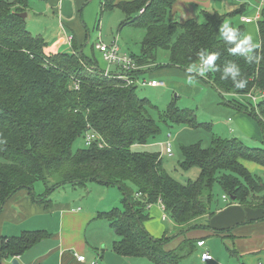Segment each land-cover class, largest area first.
Segmentation results:
<instances>
[{
  "label": "trees",
  "instance_id": "1",
  "mask_svg": "<svg viewBox=\"0 0 264 264\" xmlns=\"http://www.w3.org/2000/svg\"><path fill=\"white\" fill-rule=\"evenodd\" d=\"M19 1L0 2V211L19 190L34 191L40 182L49 194L88 180L118 185L125 195V208L104 213L119 237L115 250L121 255L147 256L156 264H181L188 254L165 250L170 236L155 239L146 230L149 207L161 200L175 232L204 227V220L213 212L215 184L241 202L255 190L257 184L240 159L264 165V147H250L237 137H214L208 149L184 147L182 168L197 166L200 174L195 180L179 182L163 167L160 153L134 150L136 145L151 144L160 133L148 110L149 99L139 93L140 85L106 76L105 70L96 68V59L77 50L47 52L45 39L34 36L19 16L23 9L14 7ZM176 2L104 0V8H120L126 15L122 25L146 31L140 54H131L137 64L156 63L159 69L174 67L187 72L203 49L218 57L215 63L220 70L206 73L205 79L221 94L252 99L250 93L264 92V8L258 20L260 48L256 50L262 58L255 63L253 57L249 64L244 59L248 54H230L229 45L220 37L224 14L203 10L201 20H173ZM243 13L241 9L232 14ZM236 29L244 35L243 24ZM161 49L169 53L166 65L158 62ZM228 62L240 67V78L248 82L246 88L236 89L231 77L220 78ZM143 74L138 70L132 76L136 79ZM75 81H79L78 89ZM235 107L252 115L264 131V97L251 107L241 102ZM164 116L174 124L197 125L188 108L171 105ZM90 130L99 133L105 145L95 140L75 152V141L82 136L86 139ZM30 239L13 238L6 245L19 252ZM193 243L184 240L182 249Z\"/></svg>",
  "mask_w": 264,
  "mask_h": 264
},
{
  "label": "crops",
  "instance_id": "2",
  "mask_svg": "<svg viewBox=\"0 0 264 264\" xmlns=\"http://www.w3.org/2000/svg\"><path fill=\"white\" fill-rule=\"evenodd\" d=\"M15 1L12 0L11 2L14 3ZM91 1L20 0L15 3L14 7H20L23 12L27 13L26 22L29 18H44L50 24L55 25V20H58V27L61 30L60 41H66L65 31L61 24L62 20L67 30L73 33L74 46L79 51L78 46L81 44V39L77 40V36L82 38L80 32L76 34L68 24L75 23L79 27L80 13L84 12ZM121 1L130 0H115V3ZM203 1L207 2L208 0H177L173 7L172 18H180V21L196 19L192 3H202ZM101 6L102 10H106L104 3ZM257 9L258 7L250 16H254ZM244 16L247 15L242 14L240 16L241 22H244L242 20ZM81 18L83 23L86 22L83 14ZM99 25L100 21H98L97 27ZM26 27L29 28L27 23ZM31 30L29 31L32 33ZM112 39L116 38H110V41ZM89 45L98 56L95 58L97 61L96 68L105 70L106 63L101 65L102 56L95 49V42L92 43L91 33H88L86 43L81 47L79 53L92 58L90 52H88L89 55L86 53ZM121 47L130 55H139L141 52V50L139 53L130 51L124 44ZM157 65L156 63L139 65V70L144 72L140 77L162 80V76L171 74L175 70L178 71V74H188L174 67L159 69ZM233 116L227 119L230 131H235L234 121L236 120V127L239 131H243L244 136L256 140L255 142L257 139L264 141L263 129H259L257 120L252 115L240 110V113ZM240 161L255 180L257 184L255 190L245 202L235 201L232 197L227 201L223 198L226 193L221 190L220 196L214 198L213 212L204 220V227L197 228L199 232H194L196 234L188 231L184 238H182L183 236L177 237L171 246L165 245L168 251L180 250L179 252L188 254L187 256L195 255L201 264H221L222 258L219 251L214 250V243L219 245L221 249L222 244H224L231 254L227 264H264V165L248 159H240ZM102 207L104 206L88 207L86 200H80L77 196L64 199L57 198V196L51 197L43 185L38 186L37 190L34 189V191L30 189L19 190L0 211V264H13L14 259H17L19 264H92L93 262L98 264H156L147 256L121 255L115 250V243L119 237L111 227L109 220L104 216V213L107 212L105 210L107 206L105 209ZM155 207L160 209L158 205L153 204L149 207V213L150 209ZM146 223L151 232L159 238L153 231L152 221L147 219L145 225ZM179 234L184 233L177 232L174 237ZM23 236L31 238L25 249L16 252L15 249L7 248L6 244L9 240ZM162 236L164 239L170 235L165 231ZM190 237L195 238V240L190 239ZM182 239L192 240L194 243L187 250H183L184 240L182 241ZM200 240H205L203 246H198ZM211 250L215 253H211ZM204 252L212 254L213 259L203 261L202 254ZM76 254L85 255L86 260H78Z\"/></svg>",
  "mask_w": 264,
  "mask_h": 264
},
{
  "label": "rangeland",
  "instance_id": "3",
  "mask_svg": "<svg viewBox=\"0 0 264 264\" xmlns=\"http://www.w3.org/2000/svg\"><path fill=\"white\" fill-rule=\"evenodd\" d=\"M12 1V0H10ZM262 0H208L207 2L196 3L193 2L192 6L195 9L196 19H202V11H217L226 16L224 22H228L231 26L238 28L242 24L245 26V35H251L254 43L259 44L258 35V21L253 24L242 23L239 18L240 16L232 14L235 11L244 9V15L250 16L255 12L258 6H261ZM104 0H92L90 4L87 5L84 12L80 13L79 16V27L75 23L68 24V26L76 32H80L82 38L81 44L78 46L80 51L81 47L86 43L88 33L92 35V43H96L100 38L104 42H111L110 38H117L119 44H123L128 47L130 51L139 53L141 50V40L144 37L146 31L141 28L131 27L128 25H122V22L126 18L124 12L115 7L111 10H102L101 5ZM264 8V5L261 9ZM82 14L86 22L82 21ZM87 17H86V16ZM87 18V19H86ZM34 19V20H32ZM29 18L26 22L29 26V30L32 31L34 36H39L46 41V51L47 52H74L76 51L74 45L70 46L64 40L60 41V28L58 27V20H55V25L50 24L44 18ZM179 20L180 18H173V20ZM98 21H100L99 27ZM93 30H92V27ZM122 25V26H121ZM92 31V32H91ZM91 45V43H90ZM87 48L86 53H91L92 58H98L97 54L90 47ZM89 55V54H88ZM169 53L165 50H159L158 62L162 65H166L168 62ZM101 65L105 63L102 58L100 59ZM112 73H118V67L112 66L110 68ZM167 84L166 87H150V86H140L139 93L149 99L151 106L148 108L149 113L158 123L160 128V133L158 137L151 143L147 145H136L134 147L135 151L139 152H152L160 153L163 157V167L170 173V175L181 183H187L189 180H195L199 177L200 169L197 166L190 168H182V163L185 160L184 147L192 145H200L204 149H208L212 145L214 137L221 138H233L237 137L241 139L245 144L250 147H264V141L257 139L252 140L248 136L243 135V131H239L236 127V120L234 121L235 131H230V126L227 123V119L234 114L240 113L238 108L235 106L238 102H241L244 106L251 107L252 101L249 97H242L237 94H221L219 90L211 86L205 79V75L201 76L199 74H192V82H188V74H178V71H172L171 74L164 75L161 77ZM197 88H200L197 90ZM252 102V103H251ZM171 105H175L178 108H188L193 110L197 125H188L187 123L174 124L171 123L168 118L165 120V110ZM234 106V107H233ZM250 111V110H249ZM242 112V111H241ZM234 117V116H233ZM259 129L262 130L261 125L258 123ZM237 128V129H236ZM171 133V137L169 134ZM246 135V134H245ZM264 139V131H263ZM170 141L172 144L173 155H168L166 151V145ZM87 147L84 137H79L74 145L73 150L76 152L78 149ZM257 163V162H256ZM46 190L47 187L44 183L40 182L35 185L37 190L38 186H42ZM45 185V186H44ZM51 197L57 198H68L71 196H77V198L85 199L86 204L94 207L95 205H103L107 211H111L114 208L123 210L125 208V195L123 190L118 185H106L97 180H88L81 185H66L58 189L51 190ZM131 193H133L131 191ZM215 197H219L221 194V189L218 184H215L213 189ZM158 207L150 209L148 219L152 221L153 231L159 238H162L165 231L170 235V239L164 244L168 247L172 245V242L177 237L184 238L186 235L179 234L174 237L177 233L174 231V225L171 220H162L164 212L159 203ZM207 217V216H206ZM146 230L150 235L157 239L151 230L148 228L147 223L145 225ZM199 229H193L189 232H199ZM187 233V232H186ZM196 234V233H194ZM190 239L195 240V238L190 237ZM184 239H182L183 241ZM181 241V242H182ZM166 249V248H165ZM167 250V249H166ZM214 250L219 251L221 256V264H227L230 260V251L227 250L226 246L222 244V249L214 243ZM211 253H215L211 250ZM181 264H201L197 259V256L190 255L181 260Z\"/></svg>",
  "mask_w": 264,
  "mask_h": 264
},
{
  "label": "built area",
  "instance_id": "4",
  "mask_svg": "<svg viewBox=\"0 0 264 264\" xmlns=\"http://www.w3.org/2000/svg\"><path fill=\"white\" fill-rule=\"evenodd\" d=\"M264 5V0L261 1V6H258L257 12L254 16H244L242 17V20L245 23H251L258 21L261 17V7ZM142 10L141 12H143ZM62 27L65 31V40L66 42L70 45L73 46L74 43V35L70 30H67L65 27L63 21L61 20ZM95 49L101 54L104 62L106 63V69L104 71V74L106 76H115L123 79L126 81L128 85L131 84H138L140 86H150V87H166V82L158 79H152V78H134L132 76V73L136 72L139 70V64H137L136 60L127 52L122 50L121 45L118 42V39L116 38L112 42H104L102 39H99L95 43ZM74 53H77V51H74ZM112 66H116L119 69V72L117 74H114L111 72L110 68ZM79 81H75V88H79ZM249 96L252 98L253 101L258 102L261 98L264 97V92L263 91H258V92H252L249 94ZM169 137H171V133L169 134ZM86 144L90 146L95 140L98 141L100 146H104L105 142L100 136L99 133H97L94 130H90L87 135H86ZM168 155H173V149H172V144L170 141L166 145V151ZM223 198L226 199L227 201L230 200V196L228 194H224ZM159 205L161 209L166 212L165 204L160 200ZM163 220L168 219V215L164 214L162 216ZM205 244V240H200L198 241V246H203ZM78 257V260L80 261H85L86 256L83 254H76ZM213 259L212 254L209 252H204L202 254V260L203 261H211ZM92 264H98L96 262H93Z\"/></svg>",
  "mask_w": 264,
  "mask_h": 264
},
{
  "label": "clouds",
  "instance_id": "5",
  "mask_svg": "<svg viewBox=\"0 0 264 264\" xmlns=\"http://www.w3.org/2000/svg\"><path fill=\"white\" fill-rule=\"evenodd\" d=\"M219 35L225 41L226 45H229L228 52L232 55L237 54H248L244 59L249 63H253V57L255 58V63H259L261 56L256 52L260 48V44L254 43L251 35H241L236 28L231 26L228 22H223L219 28ZM198 62L192 63L187 68L188 82H192V74L196 73L201 76L208 72L219 71L220 68L216 65V60L218 59L215 53H210L207 50H201L198 53ZM231 77L233 86L236 89H244L247 87V80L240 78L241 69L233 62H228L223 67V75H221L222 80H228Z\"/></svg>",
  "mask_w": 264,
  "mask_h": 264
},
{
  "label": "water",
  "instance_id": "6",
  "mask_svg": "<svg viewBox=\"0 0 264 264\" xmlns=\"http://www.w3.org/2000/svg\"><path fill=\"white\" fill-rule=\"evenodd\" d=\"M19 16L22 17L23 19H26L27 17V13L26 12H22V13H19ZM200 88H197V90H199ZM233 199H235V197H232ZM13 264H19L18 260L17 259H14L13 260Z\"/></svg>",
  "mask_w": 264,
  "mask_h": 264
}]
</instances>
